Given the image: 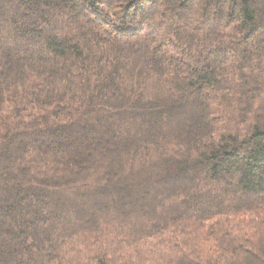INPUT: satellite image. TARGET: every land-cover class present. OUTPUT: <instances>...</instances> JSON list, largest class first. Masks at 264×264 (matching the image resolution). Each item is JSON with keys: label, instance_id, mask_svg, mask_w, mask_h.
Segmentation results:
<instances>
[{"label": "trees", "instance_id": "1", "mask_svg": "<svg viewBox=\"0 0 264 264\" xmlns=\"http://www.w3.org/2000/svg\"><path fill=\"white\" fill-rule=\"evenodd\" d=\"M0 264H264V0H0Z\"/></svg>", "mask_w": 264, "mask_h": 264}, {"label": "rangeland", "instance_id": "2", "mask_svg": "<svg viewBox=\"0 0 264 264\" xmlns=\"http://www.w3.org/2000/svg\"><path fill=\"white\" fill-rule=\"evenodd\" d=\"M210 52H211V53H213V50L211 49V50H210ZM220 58H223V57H220ZM222 60H223V59H221V61H222ZM70 143H71V145H72V144H74V143H76V142H75V141H72V140H70ZM99 189H100V188H99ZM145 190H147V188H146V187H145ZM78 191H79L80 193H82V194H83V190H82V188H81V189H79Z\"/></svg>", "mask_w": 264, "mask_h": 264}]
</instances>
